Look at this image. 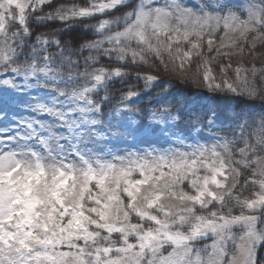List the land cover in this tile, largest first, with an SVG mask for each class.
I'll return each mask as SVG.
<instances>
[{"label":"rangeland","instance_id":"374dc122","mask_svg":"<svg viewBox=\"0 0 264 264\" xmlns=\"http://www.w3.org/2000/svg\"><path fill=\"white\" fill-rule=\"evenodd\" d=\"M52 0H0V29L12 9L23 21L32 4ZM133 0H98L81 15L104 14ZM137 30L167 39L169 45L189 43L186 60L203 56L205 81L218 86L212 65L224 57L262 53L264 4L259 0H141ZM236 7V8H234ZM105 26L98 27V33ZM49 40L39 41L45 49ZM230 64L224 65V70ZM246 70L243 63L237 72ZM101 72L92 83L70 93L48 88L64 77L44 55L41 64L0 73V264H84L81 253L54 246L88 232L91 219L107 230H120L131 211L151 220V230L136 243L120 248L100 264H142L147 250L170 247L151 264H254L253 253L264 243L259 212L264 208V154H255L243 125L236 142L217 109L205 122L187 130L179 113L153 110L147 120L126 103L107 120L89 94L122 75ZM150 83L158 78L146 75ZM227 87H232L227 83ZM196 93L182 107L206 98ZM242 167L252 168L255 190L244 201L251 213L199 220L190 230L172 228L183 212L204 208L232 192ZM97 191L91 215L82 212L90 182ZM189 182L192 191L177 196L172 188ZM58 205L69 212L59 228ZM236 230H239L237 232ZM208 240L207 251L192 242ZM42 248L39 253L32 250ZM234 248V254L231 253ZM155 255V254H154ZM231 255V256H230ZM230 256V257H229ZM264 257V254H263ZM264 264V263H263Z\"/></svg>","mask_w":264,"mask_h":264},{"label":"trees","instance_id":"16d2710c","mask_svg":"<svg viewBox=\"0 0 264 264\" xmlns=\"http://www.w3.org/2000/svg\"><path fill=\"white\" fill-rule=\"evenodd\" d=\"M96 1L52 0L42 5H32L26 11V31L14 12L13 17L8 19L5 31L0 32V69L39 62L36 54L41 50L35 43L38 39H50L46 48L48 56L69 78L64 84L51 83L57 90L65 88L69 92L81 89L102 71H122L120 77L108 81L103 89L90 94L94 102L100 105L104 118L121 106L124 96L130 93L137 96L130 98L127 105L144 120L152 110L170 109L180 114L181 125L187 130H193L194 125L205 122L213 108L223 113L226 119L234 120L233 125L215 131L228 133L230 139L236 142L235 148H238L241 142L235 134L237 126L241 124L254 153L264 154V44L257 47L262 51L257 56L246 54L234 55L229 60L224 57L218 59L212 65L218 86H210L204 78L203 56L190 60L184 57L189 43L169 45L165 37L143 30L140 33L132 32V29L138 28L136 20L141 8L140 0L118 5L104 14L81 15L82 10L91 8ZM259 1L264 4V0ZM103 21H106V25L101 33H97V27ZM241 63L246 70L237 72L236 66ZM226 64H230V67L224 70ZM146 75L155 76L158 81L150 83ZM228 82L232 87H227ZM196 93H201L202 98L208 97L206 102L200 100L189 109L182 107V102H188ZM253 177L252 168L242 167L232 192L207 207L183 212L179 219H173L172 228L187 232L199 220L251 213L244 201L251 198L255 190ZM91 186L94 188L95 184ZM190 191L192 187L189 182L172 188L177 196ZM90 193L86 194L83 204L88 214ZM60 212L59 209L57 220L61 218ZM259 215L258 228L264 231V208ZM150 222L149 218L134 211H131L124 231L108 232L97 221H91L88 235L75 236L63 247L83 252L86 264H97L99 259L103 260L99 254L103 257L104 249H109L113 256L118 255L119 247L135 243L138 235L151 230ZM207 244L208 240L193 242L195 249L204 252L207 251ZM169 249L148 250L143 263L146 264V258L155 261ZM230 254H234V248H231ZM263 254L264 243L254 253L255 264L264 263Z\"/></svg>","mask_w":264,"mask_h":264}]
</instances>
